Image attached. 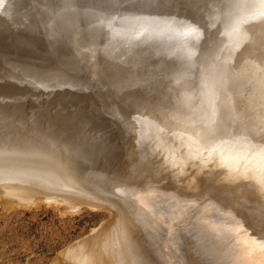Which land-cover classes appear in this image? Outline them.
Listing matches in <instances>:
<instances>
[{"label": "bare ground", "instance_id": "1", "mask_svg": "<svg viewBox=\"0 0 264 264\" xmlns=\"http://www.w3.org/2000/svg\"><path fill=\"white\" fill-rule=\"evenodd\" d=\"M84 2L100 10L95 11V14L85 13L86 15L80 16L79 22L82 25L78 27H75L72 18L67 20L63 24V32L68 33L78 28L92 36L103 37L107 34L110 24V20L104 19V13H108L104 10L106 5L103 0ZM263 4L264 0H243L241 6L255 10ZM226 6L225 1H222L218 6L219 11ZM122 10L123 6L113 7L109 13L118 14ZM29 18L28 16L25 20ZM56 21L57 24L61 23ZM251 32H237L238 35H234L236 38L230 42L233 32L229 28L223 38L210 45L213 50L211 54L205 53L208 46L199 45L197 53L182 52L176 55V52H173L172 57L176 62L163 55L164 50L159 47H152L145 52L146 58L159 57L155 59L157 62L154 59L151 62L146 61L145 71L139 69L138 73L154 70L153 72L160 71L165 78H173L178 75L176 65L181 66L182 73L187 76L189 74L184 69L192 67L196 71V66L202 64L199 69L207 66L202 73V79L213 78L219 84V89L216 96L208 95L202 105H193L194 113L184 117L185 123L191 124L188 132L192 136L183 131L172 135L165 134L157 128L154 129L144 117H135L137 123H145V130L148 132L146 136L151 137L150 153L160 152L162 162L166 166L161 168L150 158L142 160L134 168L130 166L132 173L136 175L131 173V176L126 178L129 183H135L140 174L146 176L147 182L141 184L140 188L136 183L133 187H126L124 183H111L106 177L90 179L89 176L80 174V169L89 171L90 167H78L73 161V156L57 149L58 145L54 144H58L57 142L45 147L30 142L32 137L45 140L55 135L37 131L33 124H25L26 117H22L17 121L27 125L25 129L37 132L22 131L17 126L11 127L10 131H0L1 196L7 201L15 200L20 203L40 198L47 202L59 200L61 202L48 203H66L69 208L82 203L107 208L105 203L109 200L105 203L96 202L95 197L88 196L89 193L98 195L115 189L124 194L122 202H110L108 206L116 212L111 210L113 220L106 223L108 225L103 224L101 230L109 229L110 234L105 235L103 230L95 234L100 229H93L95 235L87 236L65 248L63 253L73 264H157L158 260L163 264H264V43L259 40L258 35L250 36V40L248 35ZM74 34L76 36L78 32ZM71 40L77 42V38ZM188 40L189 36H184L180 43L186 44ZM88 47L89 51L85 50V53L92 54L90 43ZM77 54L84 55L78 51ZM111 55L120 56L116 51ZM121 58L117 59L118 63L115 64L117 74L126 66L127 60L124 62ZM136 66L143 67L142 64ZM7 67L17 76H23L41 89L44 79L39 73L42 71L38 68L40 66L17 60L9 62ZM214 104L216 105L212 118H209L211 105ZM195 115H206L207 126L213 124L214 128L206 127L202 131L200 127L199 131H195V127L199 126L193 124V121L199 119H193ZM229 122L232 125L233 143L217 141L214 131L226 130ZM194 136H203L207 142L199 143ZM126 151L117 158L122 168L135 154L128 149ZM183 169H192L190 172H193V175L189 179L195 192L198 190L216 194L218 199L216 201L209 197V201L206 199L201 202L195 212L198 223L194 228H186V224L189 223L188 219H191L189 203L195 200L176 191L162 190L156 184L159 178H171L173 171L178 175ZM170 178H163L167 179L166 188L174 185ZM229 185L234 191L233 198L228 193L221 194ZM107 197L112 199L109 195ZM63 205L62 207L65 206ZM245 216L251 217L244 219H248L244 222L242 217ZM175 219L181 220L183 228H174L172 223ZM162 223L167 225L165 234L163 229H160ZM134 231L139 234L141 232L140 235L146 238L147 249L143 239L138 240L137 235L134 236Z\"/></svg>", "mask_w": 264, "mask_h": 264}, {"label": "water", "instance_id": "2", "mask_svg": "<svg viewBox=\"0 0 264 264\" xmlns=\"http://www.w3.org/2000/svg\"><path fill=\"white\" fill-rule=\"evenodd\" d=\"M28 1L7 0V3ZM36 19L37 14L33 10L28 20L15 21L7 19L6 15H0V131H10L14 126L26 132L35 133L41 129L49 131V135H55L53 138L51 136L50 139L43 140L32 137L29 141L41 147L57 142L58 144L54 143L58 145L57 149L73 156L78 167H90L94 175L118 164L117 158L127 152L130 140H133L134 147L142 145V149L138 148L132 155L133 158L128 159L132 165L136 166L142 160L150 158L146 154L153 153L149 150L152 147L151 137L146 136L148 132L145 130V123H137L135 117L138 115L144 117L154 129L165 134L183 131L191 135L188 132L191 124H186L184 117L194 113L193 105H202L208 95L218 94L219 84L213 78L202 79L207 66L199 69L202 67L199 64L196 71L192 67L184 69L189 74L186 76L182 73L181 66L176 65L178 75L165 78L160 71L138 73L139 69L145 71L144 65L137 67L135 62H128L125 69L117 74V59L122 57L125 62L131 50L130 42L115 44L117 41L109 36L93 37L78 28L59 34L44 23L31 25V21ZM200 20L199 26L203 34L211 21ZM211 29L217 35L218 24L211 25ZM73 31L78 34L75 36ZM72 38H77V42L72 41ZM104 40L111 45L114 42L117 48L113 47V51L107 47L97 50L94 42ZM205 42L209 44L205 53L211 54L213 50L210 45L214 44L212 38H206ZM89 43L92 51L106 53L100 52L97 62L93 52L85 53V50L89 51ZM198 43L199 38L194 41L196 46ZM18 50H21V55L10 57H23L26 63L42 69L39 72L44 79L41 89L23 76H17L5 64L6 57L10 54L8 52L15 53ZM116 50L124 51V54H110ZM77 51L84 55H78ZM158 57L155 56V59ZM138 59L151 62L154 57L145 59L144 54ZM215 105H211L209 118H212ZM206 115H195L193 119L199 118L193 121V124H199L195 131H199L200 127L202 131L208 127ZM22 117H26L25 124H33L38 130L25 129L27 125L17 121ZM228 124L226 130L214 131L217 141L233 143L232 125L230 122ZM208 128H214L213 124ZM194 138L202 144L207 142L203 136ZM156 156H160L159 161L162 162L161 153L157 151ZM81 171L83 169L79 170Z\"/></svg>", "mask_w": 264, "mask_h": 264}, {"label": "rangeland", "instance_id": "3", "mask_svg": "<svg viewBox=\"0 0 264 264\" xmlns=\"http://www.w3.org/2000/svg\"><path fill=\"white\" fill-rule=\"evenodd\" d=\"M222 1H225V6H227L222 11H219L218 6ZM103 2L104 5H106V9L104 10L108 12L104 13L106 14L104 19L107 21L110 20V24L108 25L109 30H107V34L103 37H93L108 38L109 36L113 41H117L115 44L130 42L131 50L126 57L127 61L125 65L128 62H135V65L142 64V66H145L146 61H142L138 58L142 57L145 52L149 51L152 47H159L164 50L163 55L169 56L173 61V52H176V55L182 52L186 54L192 52L197 53L199 52L196 51L199 45L209 46V44L205 42L206 38H212L214 43L223 38L224 33L229 28L233 32L230 42L236 38L234 35L237 36V32L243 33L249 30L252 31L248 35L250 40V36L258 35L259 40L264 43V4L258 6L255 10H250L241 6L243 0H103ZM118 6H123L121 13H109L110 9ZM142 7H144V9H142ZM32 10L37 14V19L32 20L30 24L37 25L44 23L49 28H52V31L55 30L59 34H62L64 30L63 24L67 20L72 18L75 27H78L82 25V23L79 22L80 16L82 17L85 13L95 14V11L100 9L88 6L84 0H29L26 3H7V0H0V15H6L7 19L11 18V20L21 21L28 16L30 17ZM200 19L210 20V24L213 26L218 24V29H216V31H218L217 35L211 32V25L209 24L207 25V31L202 34V28L199 26ZM56 20L61 23L57 24ZM61 20H63V22ZM85 27L87 28L88 26L85 25ZM184 36H189V40L186 44H181L180 41ZM198 38L199 43L197 47L194 41ZM94 43L97 50L107 47L108 50L113 51V47L117 48L114 42L111 45L105 40ZM19 52H21V50L15 53L8 52L10 54L7 53L5 64L8 65L9 62H16L17 60L24 61L23 57H10V55H21ZM92 52L95 56L94 60L97 62V59L101 56V51L96 53V50H93ZM116 52H118L120 56L124 54V51L116 50ZM102 54L106 53L104 52ZM176 55H174V57H176ZM38 68L41 69L40 67ZM39 131L49 132L44 129ZM137 149L138 147L133 146V140H130L128 150L135 152ZM139 149H142V145ZM146 155L150 157L151 160H155L161 168H166V166L159 161L160 156H156V152ZM123 165L124 168L119 164H115L114 166L111 165L109 168L110 172L98 171L94 175L92 170H85L81 171L80 174L87 175L90 179L108 177L111 183H124L126 187H133L136 183V186L140 188V186H142L141 184L147 182L146 176H141L140 174L139 181L136 179L135 183H129L130 181L126 180V178L131 176L133 170H131V168H134L135 165H132L129 161ZM191 170L192 169H190V171ZM169 171L172 172L171 170ZM190 171L183 169L178 175H175V171H173L174 173H172L171 178L164 176L163 178H170L174 183V185H170L169 188H166L167 184H165L167 179L159 178V181L156 182L162 190L176 191L182 196L195 200L189 203V214L191 219H188L189 223L186 224V228L193 227L198 223L195 218V212L198 210L203 200L207 199V201H209L210 197L218 201L216 194H208V192L198 190L195 192L192 189V183L189 178H192L193 172L191 174ZM132 175H136V173H132ZM140 178H143V180ZM225 190H222L221 194L228 193L229 196L233 198L234 191L230 189V185L229 188H225ZM108 195L112 197L114 201L111 198L109 199V197H107ZM123 195L120 192L118 193L115 189H110L98 195L89 193L88 196L95 197L94 199L96 202L105 203L106 200H109L105 203L107 204V209L104 207H92L87 203L74 204L71 208L67 207L65 202V206L63 203L57 205L58 202L56 204H51L52 202L55 203L59 201L55 199H53L54 201H48L51 203L40 198L20 203V201L15 200L7 201L0 193V264H73L72 261L64 255L63 251L65 248L87 236L101 233L102 230L105 235L110 234L109 229L106 231H104V229L101 230V228L104 227L103 224L108 225L106 223H110L111 220H113L111 210L112 212H116L112 207L109 208L108 206L110 202H122ZM62 205L64 207H62ZM74 206L79 207L74 208ZM231 208L233 209V207ZM248 217L251 216H245L242 217V219L244 220ZM247 220H244V222ZM180 221L181 220L178 219L173 221L172 224L175 229L179 226L182 227V222ZM166 226V223L160 225V229H163V234H165L164 229H166ZM93 229L100 230L93 234L95 232H92ZM136 232L137 231H134V236L137 235L138 240L143 239L142 242L145 244L146 238L144 239V237L140 235L141 232L140 234ZM144 247L147 249L148 244H145ZM61 253L63 255H61ZM159 264H163V262L160 261Z\"/></svg>", "mask_w": 264, "mask_h": 264}]
</instances>
